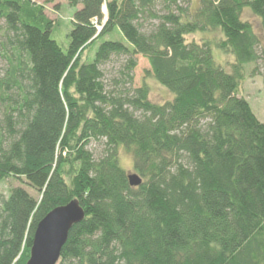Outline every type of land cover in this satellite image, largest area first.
Wrapping results in <instances>:
<instances>
[{
    "label": "trees",
    "instance_id": "1",
    "mask_svg": "<svg viewBox=\"0 0 264 264\" xmlns=\"http://www.w3.org/2000/svg\"><path fill=\"white\" fill-rule=\"evenodd\" d=\"M69 6L63 49L43 5L0 0V181L36 193L17 186L0 200V264H25L37 223L72 200L84 217L57 264H264V123L239 91L248 70H264L260 36L242 18L249 9L264 32V0ZM202 31L220 38L186 41ZM214 47L231 56L229 70ZM135 55L170 100L131 86ZM112 56L125 64L107 84Z\"/></svg>",
    "mask_w": 264,
    "mask_h": 264
},
{
    "label": "rangeland",
    "instance_id": "2",
    "mask_svg": "<svg viewBox=\"0 0 264 264\" xmlns=\"http://www.w3.org/2000/svg\"><path fill=\"white\" fill-rule=\"evenodd\" d=\"M37 4H41L44 7V13L49 18L55 21L53 25L50 36L53 38L63 49L67 48L69 43V32L72 28L71 19L75 11V8L69 6V0H32ZM160 7L157 6V9ZM104 11V10H103ZM242 18L248 20L255 32L260 36L263 49H264V32L261 26L259 18L254 15L249 9H244L242 12ZM155 21H148L147 24H152ZM146 24L144 29H146ZM2 22H0V40L2 39ZM115 37V36H114ZM121 38V37H120ZM186 41H196L203 42L208 40L214 45L215 42L220 38L218 32H196L194 34L187 35ZM1 47V46H0ZM91 52H89L90 56ZM212 56L214 60L229 70V63L232 58L227 53L222 52L218 48L214 47L212 49ZM91 57V56H90ZM264 54H262V59ZM134 59L136 61V66L131 72L132 74V87H138L142 83H146L149 87V98L155 103H164L172 98V93L156 82L149 74V66L147 60L141 55H135ZM261 59V60H262ZM125 64V58L123 56H112L108 62L101 66V70L104 74V79L107 84L111 82L118 74V71ZM261 64V62H260ZM6 66V61L0 55V73ZM261 66V65H260ZM264 70L260 67L259 74L254 76L250 75L249 70L246 72L245 79L239 89L240 95L244 96L249 102L252 111L254 112L257 119L264 123ZM89 148L93 151L95 155L99 154L102 150V146L96 142H92ZM119 163L124 167L127 172L132 173V160L131 157L124 151L119 152ZM21 186L26 189L32 196H36L34 190L28 187L26 184L21 183L19 180L9 177L0 181V200L5 198L9 193V189L13 187Z\"/></svg>",
    "mask_w": 264,
    "mask_h": 264
},
{
    "label": "water",
    "instance_id": "3",
    "mask_svg": "<svg viewBox=\"0 0 264 264\" xmlns=\"http://www.w3.org/2000/svg\"><path fill=\"white\" fill-rule=\"evenodd\" d=\"M130 185L140 184L137 174L128 175ZM84 211L77 200L49 211L36 225L25 264H57L71 227L80 222Z\"/></svg>",
    "mask_w": 264,
    "mask_h": 264
}]
</instances>
